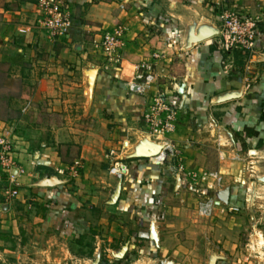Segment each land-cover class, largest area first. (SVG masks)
Returning a JSON list of instances; mask_svg holds the SVG:
<instances>
[{
  "label": "crops",
  "instance_id": "obj_1",
  "mask_svg": "<svg viewBox=\"0 0 264 264\" xmlns=\"http://www.w3.org/2000/svg\"><path fill=\"white\" fill-rule=\"evenodd\" d=\"M56 1L72 18V25L61 42L65 43L61 48L68 50L63 55L70 62L89 61L85 54L92 46L87 35L91 31H97L93 38L99 42L104 35L101 33L115 26L121 25L125 30L121 54L128 67H112L110 75L103 69L97 72L96 92H93L107 106L109 114L104 121L112 125V130L101 135L103 144L118 147L116 141L121 129L125 131L122 143L127 145L124 152L129 156L121 154L120 159L129 172L124 180L114 184L115 190L120 188V193L130 199L125 198L123 204L136 206L139 202L155 201L159 187L162 189L163 183H167L162 166L136 156L147 143L144 138H150L147 135L142 138L144 134L139 132L145 123L143 115L150 95L129 93L123 80L133 75L132 64L150 60L153 54L159 57L152 92H162L168 102L179 108L174 132L169 136L173 148L182 150L186 144L194 143L189 139L204 142L217 133L223 136L225 131L231 138L234 133L237 143H248L255 152L264 150V19L258 22L257 49L246 58L238 50L225 53L214 43L224 0ZM35 3V0H19V8L9 11L13 13L10 18L8 12L2 14L0 34L5 40L14 42L13 37H8L9 31L17 28L16 23L9 22L14 17L21 24L31 25L26 35H19V40L29 41V46L46 41L36 27H39V14ZM243 9L246 11L243 17L255 13L247 12L246 6ZM194 36H201V40L192 41ZM94 107L101 113L100 104ZM32 111L34 123L45 112H52L37 106ZM13 121L0 118V132L19 144L14 157L23 164L25 173L19 177L17 197H8L7 184L0 180V264H33L26 252L34 256L36 264H114L116 252L103 244L100 246L99 241L100 236L108 239L119 234L105 219L97 217L98 208L103 205L97 199L109 195L108 188L113 187L105 170L110 161L107 153H97L96 145L84 143L74 159L81 160V170L74 175V162L70 165L62 160L59 150L52 145L33 146L18 126L16 130L11 126ZM185 151L191 156H202L196 145ZM121 156L131 160L127 163ZM144 181L148 185L153 181L160 184L142 188ZM235 195L229 194L227 199L232 207L237 204ZM104 203L108 205L109 201Z\"/></svg>",
  "mask_w": 264,
  "mask_h": 264
},
{
  "label": "rangeland",
  "instance_id": "obj_2",
  "mask_svg": "<svg viewBox=\"0 0 264 264\" xmlns=\"http://www.w3.org/2000/svg\"><path fill=\"white\" fill-rule=\"evenodd\" d=\"M224 1V7L240 16H244L246 11L243 8L246 6L250 14L255 12L246 17L259 22L264 19V0ZM18 3L19 0H0V22L3 13L8 12L6 15L10 18L13 13L9 11H16ZM18 21L14 17L9 20L17 25L8 33L15 43L5 40L0 34V118L9 122L14 120L15 125L12 123L11 126L15 130L18 126L19 132L33 146L44 143L55 147L61 159L70 165L76 162L74 159L79 156L84 143L96 145L97 153L109 155L113 151L105 169L113 187L108 188L109 195L97 199L99 204L103 203L102 208H98L97 217L105 219L119 235L108 239L100 236V241H97L100 246L103 244L116 252L114 264H154L159 260H174L176 264H264V150L255 152L248 143H237L234 133L231 138L225 131L223 136L217 133L204 142L195 143L189 139L194 143L186 144L182 150L173 148L171 144L174 155L167 153L165 161L156 163L163 167L164 178H167V183L164 182L163 188L159 187L156 193L157 200L126 206L122 201L127 196L120 193V188L115 190L114 186L120 180L110 173L112 160L121 154L128 155L127 151L124 152L127 145L122 143L125 131L121 129L119 141H116L118 147L103 144L101 135L112 130V125L104 121L108 119L107 106L104 107L93 92H96L97 72L103 69L110 75L112 67L122 69V65L128 67L129 64L125 60L115 63L106 56L100 43L93 38L97 31L87 34L92 42L85 54L89 61L70 62L63 55L67 54V47L61 48L65 44L61 43L65 36L50 38L40 25H36L46 41L42 45L29 46V41L24 40L23 43L19 35H26L31 25ZM137 63L132 64L133 75ZM133 75L123 79L124 82ZM147 99L151 104V95ZM98 104L102 107L101 113L94 107ZM36 106L52 112H45L34 123L32 110ZM139 130L144 134L142 138L145 135L150 137L143 141L153 144L163 143L162 138L169 141L170 134L174 132L154 135L146 123ZM193 145L198 147L202 156L187 154L189 151L185 149ZM124 156L121 157L128 163L131 157ZM80 161H77L78 170H81ZM152 183L148 185L144 181L141 185L142 188H152L160 184ZM226 191L236 194L235 207L224 200ZM208 199L216 203L212 213L205 216L199 213L198 204ZM106 200L108 205L104 203ZM151 224L155 226L157 242L150 238ZM26 257L36 262L28 252Z\"/></svg>",
  "mask_w": 264,
  "mask_h": 264
},
{
  "label": "built area",
  "instance_id": "obj_3",
  "mask_svg": "<svg viewBox=\"0 0 264 264\" xmlns=\"http://www.w3.org/2000/svg\"><path fill=\"white\" fill-rule=\"evenodd\" d=\"M37 13L39 14L38 24L45 30L50 38L64 37L71 27L72 18L70 13L64 9L63 5L54 0H37ZM249 17L240 16L234 10L226 7L218 13L220 29L214 43L217 48L225 53H231L236 50L247 53H255L259 36L258 20ZM124 27L115 26L107 31L99 43L103 52L115 63H120L122 57V42ZM159 56L153 54L150 60H141L136 64L135 74L126 82V88L129 93H135L142 96L151 95L152 103L144 114L145 123L152 129L154 135H160L165 132H171L175 129L178 107H174L167 101L162 92H152L156 85L157 74L155 73L156 61ZM140 71V73H138ZM162 150L174 155L170 141L162 138ZM17 148L12 137L0 132V180L5 181V193L8 197H17L19 194V177L25 173L22 163L17 162L14 157ZM254 151V150H253ZM110 152L107 157L110 159ZM151 162L162 163L161 155L148 158ZM76 162L72 166V173L78 174V165ZM127 166L121 162L120 157L112 160L110 173L121 179L127 173ZM215 201L208 199L198 204L199 213L208 216L212 213ZM157 264H173L171 260H161Z\"/></svg>",
  "mask_w": 264,
  "mask_h": 264
},
{
  "label": "water",
  "instance_id": "obj_4",
  "mask_svg": "<svg viewBox=\"0 0 264 264\" xmlns=\"http://www.w3.org/2000/svg\"><path fill=\"white\" fill-rule=\"evenodd\" d=\"M191 40H201V36H194L191 38ZM181 91V89H180ZM142 148V149H141ZM139 152H137V157H141V158H150V157H154V156H158L159 154L161 155V159L160 161L163 162L165 161L166 157H167V152L162 150V145L160 144H153V143H146L144 144V147H141ZM229 197V192L226 191L225 192V197L224 200L227 201ZM150 238L155 240L156 242L158 241V236H157V232L155 230V226L153 224H151L150 226ZM214 258L212 260L211 263H213Z\"/></svg>",
  "mask_w": 264,
  "mask_h": 264
},
{
  "label": "trees",
  "instance_id": "obj_5",
  "mask_svg": "<svg viewBox=\"0 0 264 264\" xmlns=\"http://www.w3.org/2000/svg\"><path fill=\"white\" fill-rule=\"evenodd\" d=\"M240 54L244 55L247 58L248 53L245 51H240Z\"/></svg>",
  "mask_w": 264,
  "mask_h": 264
}]
</instances>
